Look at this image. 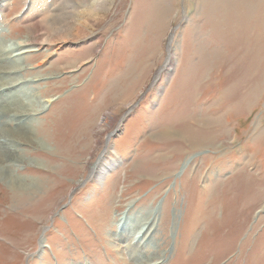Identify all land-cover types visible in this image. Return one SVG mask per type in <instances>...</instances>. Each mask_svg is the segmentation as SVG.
Returning <instances> with one entry per match:
<instances>
[{
	"label": "rangeland",
	"instance_id": "rangeland-1",
	"mask_svg": "<svg viewBox=\"0 0 264 264\" xmlns=\"http://www.w3.org/2000/svg\"><path fill=\"white\" fill-rule=\"evenodd\" d=\"M63 2L7 0L0 51ZM235 2L109 0L85 37L0 73L53 99L11 125L0 111V136L33 142L6 174L41 186L19 202L0 178V264H264V0L255 19Z\"/></svg>",
	"mask_w": 264,
	"mask_h": 264
},
{
	"label": "bare ground",
	"instance_id": "bare-ground-1",
	"mask_svg": "<svg viewBox=\"0 0 264 264\" xmlns=\"http://www.w3.org/2000/svg\"><path fill=\"white\" fill-rule=\"evenodd\" d=\"M6 1L7 0H0V13L5 8ZM248 1L249 0H236V2L231 5L234 8L238 9L239 12H241L238 14H234V20H236V18L240 20L245 17L246 18L252 17V19H255V15L254 16L252 15H253V12L255 14V11H256L255 8L257 4H255L256 2L250 3ZM69 2L70 0H64V2L61 3L62 5H60L59 9H57L55 12L53 11V16L51 18H48L49 17L48 16L45 20H42V21L40 20V22L37 23V25L41 27L42 32L44 33V37L40 39H36V40L35 39L29 40L27 38L21 41H17V42L15 41L12 46H8L9 50H7V46H5L0 51L1 60L2 59H6V60L12 59V62L8 61L9 64L0 63L2 65V66L0 65V73L4 71H8V72L14 71L15 72V71L22 70L23 66L21 64V61L27 55H33V54L36 55L39 53L46 54L48 53L49 50H52V49L54 50L64 49L67 47V44L70 41L77 40L81 36L85 37V35L90 33V27H92L93 23H96L94 22V20H90V19L93 18L94 16H97L101 12L107 11L110 6L109 0H82L81 2L82 11L79 12L80 10H77L78 8L76 9L73 6H70ZM24 3H25V0H24ZM223 6L224 5L222 4L221 7ZM43 58L45 57L43 56ZM18 60H20V63L16 64L15 62ZM65 66H67V64ZM22 78H23L22 75L0 78V90H3L2 92H0V99L1 100L4 99L5 101H7V102L4 101L3 104H1L0 102L1 104L0 111L2 112V114H5L7 117L14 118L10 122V125L13 122H18L21 119L32 116L38 113L39 111L46 110L45 108L53 101V99H50V98L45 101H41L40 100L41 98H38V95L36 94H33L30 97L27 96V98H24L23 96L27 94L28 90L26 89L24 90L23 89L24 86H17L18 85L17 82L21 80ZM36 81L37 80L34 79V80H30L29 82L32 84V83H35ZM9 93L11 94L10 97H8ZM20 97H23V101H29L32 106L30 104L27 105V107L23 106L22 104H24V102L20 100ZM33 102L35 103V105L33 104ZM11 132L12 131L7 129L4 131L5 135L0 136V152H1L0 154L1 156L0 157V178L5 184L9 186V190L15 193L16 196H14V198H16V201H19L20 199L22 200L25 199V201L27 202L32 199V196H28L29 191L32 190L36 192V190L41 188L40 184L36 185V184L31 183V181L28 184L26 183L19 184L18 182H15L14 179H12L6 174L5 172L6 169L3 166L2 161L7 164L20 163L21 154L18 156L15 155V152L18 150L17 149L19 146L18 144L19 143L33 144V142L31 141L32 139L29 138L30 136L28 135V133L25 131L18 132L17 134H12ZM165 132L169 133V131H165ZM174 134L177 136L180 135L178 133H174ZM179 137H181L184 141L189 143L191 147L204 146V143L206 141L205 135L192 129L190 126L187 127L185 134L182 133ZM43 148L48 149L47 146ZM48 167H51V166H48ZM109 167H111V165L107 166L102 163V160H99L97 165L94 166V168L92 169L90 173L94 177L99 178L101 177V175L105 173L106 169ZM20 191H23V193H26L28 191V193L21 195V194H18L20 193ZM25 212H24V215H25ZM152 225H153V222L150 223L149 227H152ZM146 233L149 234L151 232L145 230L144 231L145 236H146ZM151 236L152 235H150V238Z\"/></svg>",
	"mask_w": 264,
	"mask_h": 264
}]
</instances>
